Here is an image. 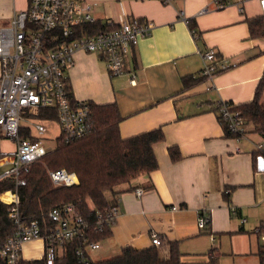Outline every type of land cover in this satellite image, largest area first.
Masks as SVG:
<instances>
[{"label": "crops", "instance_id": "0c3cea01", "mask_svg": "<svg viewBox=\"0 0 264 264\" xmlns=\"http://www.w3.org/2000/svg\"><path fill=\"white\" fill-rule=\"evenodd\" d=\"M110 3L108 17L98 20L137 18L154 28L131 52L121 76H110L97 55L79 52L69 71L72 93L79 101L116 103L123 138L161 128L165 140L154 146L158 169L116 189L119 214L111 236L88 251V258L99 262L128 247L150 248L156 233L166 245L207 242L208 256L217 264H261L264 170L255 165L253 153L264 139L246 125L245 137L237 142L220 120L221 103L251 102L264 76V38H252L248 24L264 16L260 1L248 0L244 14L236 6L215 10L213 0L171 6L158 0ZM27 7L28 0H0V29ZM204 8L210 12L198 15ZM209 50L229 66L212 81L202 75ZM187 75L203 82L184 90ZM171 147L180 150L178 162L171 160ZM137 189L144 190L142 196ZM202 215L210 218L204 229L198 226Z\"/></svg>", "mask_w": 264, "mask_h": 264}, {"label": "built area", "instance_id": "2783aa9c", "mask_svg": "<svg viewBox=\"0 0 264 264\" xmlns=\"http://www.w3.org/2000/svg\"><path fill=\"white\" fill-rule=\"evenodd\" d=\"M165 6H171L185 0H158ZM264 9V0H259ZM248 0H213L215 10H224L233 6L245 13ZM92 6L85 0H28V7L18 11L7 27L0 29V181L8 177L15 179L16 186H24L33 166L52 151H48L35 135L31 127L23 126V113L35 117V130L39 134L47 132L44 123L37 117L40 109H54L55 123L60 128L64 142L70 143L86 137L91 130V107L88 101L73 99L69 71L75 65V57L79 52L95 54L106 63L112 77L126 73L127 59L140 40L149 36L154 23L132 19L123 22L108 20L103 22L106 28L102 31L80 36L79 27L98 21L92 15ZM210 12L202 9L198 15ZM186 20L184 12L180 13ZM188 22V21H187ZM195 39L197 35L193 31ZM202 75L205 80L212 81L219 73L229 69L223 61H218L216 52L204 53ZM234 104L222 102L220 115L228 127V131L237 142L246 135V124L240 112L233 110ZM37 117V118H36ZM30 128L37 140L21 137V129ZM58 141V140H57ZM4 142L12 143V150L2 148ZM264 150V145L257 146ZM257 167L264 170V156L257 159ZM54 186H73L79 184L75 173L65 169L50 171ZM143 189L136 194L142 196ZM2 203L9 206V217L16 225L12 237L0 240V264H23L25 244L40 242L43 255L50 262L57 257L65 243L80 238L87 244L86 252L100 248V242H90L89 234L93 226L86 221L74 205L53 208L49 212L51 226L42 225L33 220H22L17 191L9 190L1 194ZM174 209H176L174 207ZM119 214L115 205L105 212H99L94 228L102 231L106 226L112 227ZM209 216L202 215L198 226L207 227ZM264 231V223L258 230ZM152 246L165 249L166 244L160 236L153 233ZM264 239V234H263ZM80 262L90 259L82 249L77 251Z\"/></svg>", "mask_w": 264, "mask_h": 264}, {"label": "trees", "instance_id": "16d2710c", "mask_svg": "<svg viewBox=\"0 0 264 264\" xmlns=\"http://www.w3.org/2000/svg\"><path fill=\"white\" fill-rule=\"evenodd\" d=\"M248 24L252 38H264V16L250 19ZM105 28L106 25L98 20L96 23L79 27L80 36ZM202 82L203 78L193 75L182 78L184 90ZM263 99L264 76L257 87L255 98L251 102L234 105L233 110L240 112L245 124L251 126L253 132L264 139ZM89 105L92 115L89 134L70 143L59 138L56 149L33 166L27 176L26 185L17 187L12 177L1 180L0 196L9 190L17 191L22 220H37L47 226H51L48 216L53 208L74 205L79 214L93 226L89 241L101 242L111 236V227L106 226L102 231L94 228L98 213L105 212L117 204L113 195L118 187L158 169L154 146L165 140V134L160 128L125 139L120 133L123 118L116 103L89 102ZM37 117L51 123L56 120V111L49 108L40 109ZM220 120L228 135L233 136L221 115ZM21 137L37 140L30 128H22ZM169 154L173 162L181 159L178 147H171ZM259 156H264V150H256L253 153L255 165ZM61 169L75 173L79 184L70 187L54 186L49 172ZM15 230L16 225L9 217V206L0 200V240L5 241L12 237ZM86 247L87 244H84L82 239L75 238L63 245V255L56 257L53 262L43 258L25 260L23 264H183V254L178 241H169L163 250L156 246L142 250L128 247L123 249L120 255L108 260L80 262L77 251L82 249L87 255ZM260 258L261 264H264V250L260 253ZM210 260L212 264H217L213 257Z\"/></svg>", "mask_w": 264, "mask_h": 264}, {"label": "rangeland", "instance_id": "374dc122", "mask_svg": "<svg viewBox=\"0 0 264 264\" xmlns=\"http://www.w3.org/2000/svg\"><path fill=\"white\" fill-rule=\"evenodd\" d=\"M85 1H87L92 6L93 9L92 15L95 19L107 18L108 17L107 11L111 10V8L113 9L110 0H85ZM7 26L9 25H6L5 27ZM0 75H1V63H0ZM34 119H35L34 116L29 115L28 113H23L21 124L23 126L31 127L33 133L41 139L43 146L48 151H54L57 147V140L60 135V128L58 124L55 122L44 123L47 128V132L43 134H39L34 127V124H36L38 120L34 121ZM248 127L249 126L247 125V128ZM252 135L260 139L259 136H257V134L252 133ZM12 147H13L12 143L10 142H4L2 144V148L5 151H11ZM7 168L9 167L1 168L0 173L4 172ZM211 248H212L211 245L209 247L207 246V242L200 244L198 243L189 244V245H185L184 247L180 246V250L183 254L182 256L183 264H212L208 256V252ZM43 252L44 251L40 242L25 244L23 247V257L26 260H38L43 255ZM62 255H63L62 250H59L57 252V257H61Z\"/></svg>", "mask_w": 264, "mask_h": 264}]
</instances>
